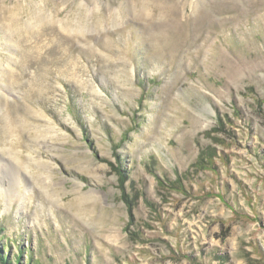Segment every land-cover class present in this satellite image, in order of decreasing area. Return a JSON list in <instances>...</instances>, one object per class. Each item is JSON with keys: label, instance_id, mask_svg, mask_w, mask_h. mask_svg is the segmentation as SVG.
Wrapping results in <instances>:
<instances>
[{"label": "rangeland", "instance_id": "obj_1", "mask_svg": "<svg viewBox=\"0 0 264 264\" xmlns=\"http://www.w3.org/2000/svg\"><path fill=\"white\" fill-rule=\"evenodd\" d=\"M0 264H264V0H0Z\"/></svg>", "mask_w": 264, "mask_h": 264}, {"label": "trees", "instance_id": "obj_2", "mask_svg": "<svg viewBox=\"0 0 264 264\" xmlns=\"http://www.w3.org/2000/svg\"><path fill=\"white\" fill-rule=\"evenodd\" d=\"M20 256H21L20 254H19V255H17V257H16V259H15V260H16V263H18V262H19V260H20ZM4 260H5V259H4Z\"/></svg>", "mask_w": 264, "mask_h": 264}]
</instances>
